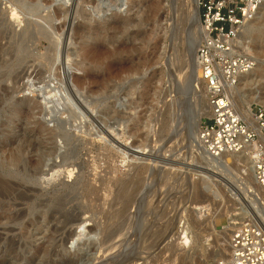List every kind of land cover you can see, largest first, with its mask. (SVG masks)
<instances>
[{
	"label": "rangeland",
	"instance_id": "rangeland-1",
	"mask_svg": "<svg viewBox=\"0 0 264 264\" xmlns=\"http://www.w3.org/2000/svg\"><path fill=\"white\" fill-rule=\"evenodd\" d=\"M67 1L12 19L15 1L0 0V179L21 185L9 196L33 221L23 227V220H0V264H96L106 256L112 264H185L183 254L192 264H217L229 251L227 217L259 205L243 181L244 157L213 169L194 140L197 123L209 115H202L208 103L202 84L189 89L187 24L155 64L161 51L155 0L121 7L112 1L103 13L90 0ZM183 1L178 16L188 14ZM66 8L73 11L55 17ZM192 31L191 38L199 27ZM241 38L257 67L235 102L252 119L264 108V10ZM79 77L86 78L82 86ZM54 88L63 92L62 109L37 96ZM42 137L46 144L35 147ZM142 148L149 153H135ZM5 202L1 190L3 217L10 215ZM206 204L213 208L208 217L218 214L216 231L193 210ZM57 208L58 219L48 224L44 212ZM183 226L193 237L190 247L178 236Z\"/></svg>",
	"mask_w": 264,
	"mask_h": 264
},
{
	"label": "built area",
	"instance_id": "built-area-1",
	"mask_svg": "<svg viewBox=\"0 0 264 264\" xmlns=\"http://www.w3.org/2000/svg\"><path fill=\"white\" fill-rule=\"evenodd\" d=\"M263 4L264 0H198L203 33L197 60L210 107L198 142L215 158L245 153L258 189L253 192L258 207L243 205L227 217L229 251L218 264H264V108H257L253 121L242 115L234 101L240 78L257 67L256 58L241 47V37ZM212 210L206 204L199 211L207 217Z\"/></svg>",
	"mask_w": 264,
	"mask_h": 264
},
{
	"label": "bare ground",
	"instance_id": "bare-ground-1",
	"mask_svg": "<svg viewBox=\"0 0 264 264\" xmlns=\"http://www.w3.org/2000/svg\"><path fill=\"white\" fill-rule=\"evenodd\" d=\"M15 2H14V5H15V7L13 8H11L12 9V11H11V14H12V19H14V18H17V17H19L20 16V12L22 11V10H24L25 12L26 11H28L29 13H33V14H38L39 13V11H40V9H41V7L43 6V5H45V4H51L52 2H54V3H56V2H58V0H29L28 2H25L24 0H14ZM42 1H44L45 3H43ZM67 1V0H66ZM112 1H115V3H117L116 5H117V7H121L122 6V0H90V3L92 2V3H95L96 4V7L95 8H97V11L99 12V13H103V12H105L104 11V9H106L107 11H111L112 10V8H114V6L113 5H111V2ZM70 2H71V0H68L66 3H67V5L68 4H70ZM75 2V1H74ZM65 3V2H64ZM65 3V4H66ZM188 5H189V9H188V14H187V18H188V20L191 22V28H190V36L192 35V33H193V31H192V28L193 27H199V31H197L196 32V36H192V39H193V45H192V47H191V50H190V56H189V58H190V61L192 62V67H190L191 69H192V74H191V79L189 80V89H190V87L195 83V82H198V83H200V84H202L201 83V81H200V68H199V64H198V60H197V51H198V48H199V46H200V43H201V40H202V37H201V40H200V35L203 33L202 32V28H201V22H200V20H199V12H198V0H188ZM53 4V3H52ZM116 5H115V7H116ZM52 6V5H51ZM92 7H94V6H92ZM93 9V8H92ZM72 10V8L70 9V8H66V10L65 11H62L61 9H57L56 11H55V17L56 18H61L64 14L66 15H68L69 14V12ZM172 11V13H173V9H171ZM262 10H264V4H263V6H262V8L260 9V11H259V13H258V15H257V17L256 18H258V16L261 14V11ZM73 11V10H72ZM27 12V13H28ZM97 13V12H96ZM174 14V13H173ZM73 15V14H72ZM71 16V15H70ZM69 16V17H70ZM72 17V16H71ZM256 18L253 20V21H255L256 20ZM70 19V18H69ZM72 19V18H71ZM75 19H73L72 20V22H71V20H70V22H69V25H68V30L73 26V24L75 23V21H74ZM252 21V22H253ZM36 22V21H35ZM170 22V21H169ZM168 22V23H169ZM171 28L173 27V25H174V19H172L171 20ZM251 22V23H252ZM66 26V25H65ZM78 28H77V30H83V29H81V27L79 28V26H77ZM66 28H67V26H66ZM86 28V27H85ZM51 29V28H50ZM51 31L53 32V30L51 29ZM80 31H77V33L79 34V38L78 39H84V37L86 36V34L84 35V33L83 32H80ZM68 32V31H67ZM3 33V32H2ZM189 33V32H188ZM186 34V33H185ZM54 35V34H53ZM48 37V36H47ZM0 39H1V37H0ZM241 44H242V48L245 50V51H248V48H247V45H246V42H244V41H242L241 40ZM1 49V48H0ZM83 51H84V49H82ZM170 56V55H169ZM167 65V64H166ZM190 65V66H191ZM172 70V69H171ZM187 71V70H186ZM252 72H254V71H252ZM251 72V73H252ZM66 73H68V72H66ZM171 73V72H170ZM251 73H248V74H245V75H243L241 78H240V81H239V84L236 86V88H235V90H234V93L236 94V92H238V90H239V88H240V85L242 84V82H244V81H246L247 80V76L249 75V74H251ZM187 74V73H186ZM184 75V74H183ZM66 76V75H65ZM68 77H70V75L68 74L67 75ZM35 77V76H34ZM183 77V76H182ZM67 78V77H66ZM34 79V78H33ZM181 79V78H180ZM187 79V78H186ZM185 79V80H186ZM31 80V79H30ZM85 80H86V78L85 79H83V78H77V81H76V83H77V86H82L84 83H85ZM171 80V79H170ZM181 80H183V79H181ZM184 80V81H185ZM179 82V81H178ZM197 83V84H198ZM185 84V83H184ZM27 85V84H26ZM31 85V84H30ZM180 85H182V84H180ZM49 86V85H48ZM203 86V85H202ZM15 87V86H14ZM31 87V86H30ZM56 87V86H55ZM180 87V86H179ZM42 88V87H41ZM192 88V87H191ZM203 88H204V86H203ZM50 89V88H49ZM54 89H56V88H54ZM53 89V90H54ZM58 89V88H57ZM55 90V92H53V93H45V92H41V93H39L38 91H36V90H34V91H36V92H38L39 94H37V96L40 98V99H42L41 101H43V103L47 106V107H52L53 108V106L54 107H57V108H55V109H57L58 110V107H60L61 108V106L63 107V105H65V103H64V96L62 95V93L63 92H61V91H59V90ZM178 89V88H177ZM19 90V89H18ZM37 90H40V89H37ZM191 90V89H190ZM33 91V92H34ZM49 90H47V92H48ZM175 91V90H174ZM179 91V90H178ZM32 92V91H31ZM204 92H205V95H206V99H207V93H206V90H205V88H204ZM181 93V92H180ZM235 94H234V101L236 100V96H235ZM181 98V97H180ZM187 100V99H186ZM182 101V100H181ZM181 101H180V103H181ZM184 101V102H183ZM182 101V103H184L185 104V100H183ZM187 102V101H186ZM207 102H208V99H207ZM188 103V102H187ZM236 103V102H235ZM28 105V104H27ZM184 107V106H183ZM182 107V109H184ZM64 108H65V106H64ZM63 108V109H64ZM34 109V107H30L29 108V110H33ZM62 109V108H61ZM54 110V109H53ZM61 111V110H60ZM56 112V111H55ZM62 112V111H61ZM70 112V111H69ZM182 112V111H181ZM180 113V112H179ZM204 114H206V115H209L210 116V107H209V104L207 103V106H206V108H205V110H204V113H202V115H204ZM174 115V114H173ZM177 115V114H176ZM182 115V114H181ZM185 115V114H184ZM242 115H244L243 113H242ZM247 116H249L250 118H248L247 116H245L246 118H248V119H250V120H253L254 121V118H252L251 119V117H252V114H250V113H247L246 114ZM173 117V116H172ZM178 117H179V115H178ZM177 117V118H178ZM180 117H182V116H180ZM179 117V118H180ZM176 118V119H177ZM178 118V119H179ZM183 118V117H182ZM174 119V118H173ZM180 120V119H179ZM176 121V120H175ZM182 121H184V120H182ZM98 122V121H97ZM141 122H142V120L141 119H139V120H137V123L135 124V125H137L138 127H137V131H141V129H142V124H141ZM148 122H149V120L147 121V124L145 125V127L146 128H148V129H150L149 128V125H148ZM190 122V121H189ZM78 123V122H77ZM175 124V123H174ZM181 124V123H180ZM178 125L179 124H177V130H179V127H178ZM182 125V124H181ZM85 126H86V124H85ZM197 129H196V127H195V132H194V135H195V138H194V140L197 142V138H199V130H200V128H199V126H200V121L197 123ZM87 127V126H86ZM175 127V126H174ZM41 128V131H44V127H40ZM77 128V127H76ZM181 128V127H180ZM189 128V127H188ZM87 129V128H86ZM154 130V129H153ZM175 130H176V128H175ZM150 131V130H149ZM152 132V131H151ZM154 132H155V130H154ZM176 132V131H175ZM110 135V134H109ZM174 135V134H173ZM176 136H178V135H176ZM191 138V137H190ZM113 139V138H112ZM174 140V139H173ZM194 141V142H195ZM117 142V141H116ZM122 142V141H121ZM165 142V141H164ZM169 142V141H168ZM34 144H35V147L38 145V146H40V147H42L43 146V144H46V140L44 139V137H42V139L40 140V141H36V142H34ZM119 144V143H118ZM120 145V144H119ZM158 145V144H157ZM37 146V147H38ZM124 147V146H123ZM202 148V147H201ZM116 149V148H115ZM136 149V148H135ZM179 149V148H178ZM202 150H204L203 148H202ZM135 153H138V154H141V155H146V154H148L149 152L148 151H146L144 148H142V150H137V151H135ZM174 153V152H173ZM203 153V152H202ZM162 154V153H161ZM204 154H205V158H206V160H207V162H208V164L213 168V169H219V168H226V166L228 165L229 166V163H230V157L231 156H238V157H244V162H245V165H246V167H245V165H244V167H245V173H246V176L245 177H243V181H245V185L246 186H248L250 189L253 187L254 189V191H256V192H258V189H257V186H256V180H255V177H254V174H253V168H252V164H251V161H250V158L248 157V156H246L245 155V153H224V154H222L220 157H218V158H215V157H213V156H211L210 154H208L205 150H204ZM173 155V154H172ZM158 156V155H157ZM184 158V157H183ZM181 159V158H180ZM188 160V159H187ZM172 161V160H171ZM243 162V163H244ZM190 166V165H189ZM157 170V169H156ZM210 170V169H209ZM219 170H221V169H219ZM141 171V170H140ZM163 172V171H162ZM188 172V171H187ZM69 174V173H68ZM71 174V173H70ZM150 174V173H149ZM242 176H244V175H242ZM209 177V176H208ZM134 178V177H133ZM135 179V178H134ZM133 179V180H134ZM148 179V178H147ZM123 180V179H122ZM153 181V180H152ZM151 181V182H152ZM189 181V180H188ZM116 182V181H115ZM117 183V182H116ZM132 183V182H131ZM252 183V184H251ZM251 184V185H250ZM132 185V184H131ZM20 184L19 183H17V182H13L12 180H8V179H0V187H1V189H0V191L2 190V192H3V194H4V198L6 199V202L4 203L5 204V206L7 207V210H9V214L10 215H8V216H6V217H3V216H1V214H0V220H2V219H7L8 221H12V220H14V219H17V220H23L22 221V225H23V227H28V226H33V221L31 220V219H27L26 218V212H25V210L24 211H22V210H20V209H18L17 207H18V205L15 203V201L9 196V195H11L14 191H17L19 188H20ZM127 186V185H126ZM128 186H130V185H128ZM29 191V190H28ZM202 192V191H201ZM24 194V193H23ZM22 194L20 193V196H21ZM19 196V197H20ZM23 196V195H22ZM32 196V195H31ZM24 197V196H23ZM25 198V197H24ZM59 200V199H58ZM56 201V200H55ZM60 201V200H59ZM154 201V200H153ZM38 202V201H37ZM43 202V201H42ZM57 203H58V201H56ZM85 203V202H84ZM65 204V203H64ZM144 204V203H143ZM254 204V203H253ZM54 205V204H53ZM60 205V204H59ZM148 205V204H147ZM63 206V205H62ZM141 206V205H140ZM40 207V206H39ZM43 207V206H42ZM41 207V208H42ZM54 207H55V205H54ZM203 207H205V205L204 206H201V205H197V206H195L194 208H193V210H194V212H196V214H199L198 212H197V210H202V208ZM140 208V207H139ZM146 208V207H145ZM216 210V209H215ZM140 211V210H139ZM141 211H142V208H141ZM218 211V210H217ZM216 211V212H217ZM59 210H58V208L57 209H53V210H51V211H46V212H44V215H48L47 216V218H46V220L48 221V224L49 223H52V224H54L55 222H56V219H58V214H59ZM219 212V211H218ZM144 214V213H143ZM233 214H234V212L230 215V216H233ZM136 215V214H135ZM216 215V214H215ZM214 214H212L210 217H206L205 218V221H207L208 222V224H209V226L213 229V230H218V228H217V226H215V223H214V219H215V217L216 216H218V214L215 216ZM197 216H199V215H197ZM144 217V216H143ZM64 218V217H63ZM161 218V217H160ZM202 218V217H201ZM145 220V219H144ZM16 221V220H15ZM203 221H204V219H203ZM14 222V221H13ZM66 222V221H65ZM16 223V222H15ZM20 223V222H19ZM63 223V222H62ZM152 223V222H151ZM197 223V222H196ZM202 223V222H201ZM203 223H206V222H203ZM21 224V223H20ZM47 224V225H48ZM144 224V223H143ZM182 224V223H181ZM208 224H206V228H207V225ZM63 225V224H62ZM201 225V224H200ZM49 226V225H48ZM51 226V225H50ZM56 226V225H55ZM54 226V227H55ZM208 226V227H209ZM53 228V227H52ZM56 229H57V227H56ZM224 229V231L228 234V240H229V234H230V232L228 231V229H227V227H224L223 228ZM53 231H54V229H53ZM135 231V230H134ZM179 231V230H178ZM54 232H56V231H54ZM217 233V232H216ZM122 235V234H121ZM167 235V234H166ZM225 235V234H224ZM140 236V235H139ZM161 236V235H160ZM178 236H182V239H184V241H183V246L184 245H188L189 247H190V245L192 244V236H191V234H190V230H189V227L187 228V227H185V226H183V228L181 229V235H178ZM226 238V237H225ZM177 239V238H176ZM179 239V238H178ZM227 239V238H226ZM14 241V240H13ZM14 243V242H13ZM164 243V242H163ZM127 244V243H126ZM185 246V247H186ZM126 247V246H125ZM125 249V248H124ZM126 249H128V248H126ZM125 251V250H124ZM125 253V252H124ZM122 254H123V252H122ZM121 254V255H122ZM126 254V253H125ZM228 255V254H227ZM98 257H99V255H98ZM107 258L105 259L104 257H102V258H104L103 260H100V259H102L101 257H100V261H102V263H104V264H112V262H110V260H112L111 258H108V256H106ZM225 258H227V256L225 257ZM225 258H221V259H225ZM182 260H183V263H185V264H192L190 261H189V258L186 256V255H184L183 254V256H182V258H181ZM98 260V261H99ZM109 260V261H108ZM98 261H97V263H98ZM99 261V262H100ZM118 261V260H117ZM96 263V264H97ZM102 263H100V264H102ZM114 263H116V262H114ZM218 264V263H217Z\"/></svg>",
	"mask_w": 264,
	"mask_h": 264
},
{
	"label": "water",
	"instance_id": "water-1",
	"mask_svg": "<svg viewBox=\"0 0 264 264\" xmlns=\"http://www.w3.org/2000/svg\"><path fill=\"white\" fill-rule=\"evenodd\" d=\"M126 0H122V3H125ZM156 9H157V30L160 34V42H159V48H160V54L158 57H156L155 64H157L162 56L164 55V51L166 48V45L170 44V49H173V43L175 40H177L181 34L182 26L187 24V28L190 30L191 28V22L188 20L186 15L178 16L179 10H181L184 7V1L183 0H155ZM168 7L173 9V13H169ZM199 12V9H198ZM174 19V25L172 28H169L168 22ZM199 20H200V12H199ZM201 22V20H200ZM193 45V39L189 35V37L186 40V47L185 51L188 56H190V49ZM78 239L72 243V246L74 247L77 243Z\"/></svg>",
	"mask_w": 264,
	"mask_h": 264
}]
</instances>
